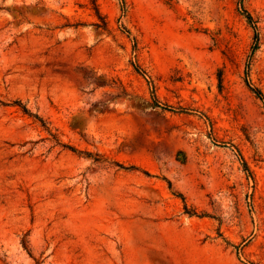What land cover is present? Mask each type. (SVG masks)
<instances>
[{"label":"rangeland","instance_id":"1","mask_svg":"<svg viewBox=\"0 0 264 264\" xmlns=\"http://www.w3.org/2000/svg\"><path fill=\"white\" fill-rule=\"evenodd\" d=\"M0 264H264V0H0Z\"/></svg>","mask_w":264,"mask_h":264},{"label":"trees","instance_id":"2","mask_svg":"<svg viewBox=\"0 0 264 264\" xmlns=\"http://www.w3.org/2000/svg\"><path fill=\"white\" fill-rule=\"evenodd\" d=\"M92 2H94V0H91ZM246 18L248 19V21L249 22H252V19H251V17L248 15V14H246ZM256 42H257V35L255 34L254 35V45H256ZM255 49V47H252V51ZM250 88V90L252 91V92H254L259 98H261V93L257 90V89H251V87H249ZM24 111H25V109H24ZM35 118H37V117H35ZM184 210H185V213L186 214H188V215H195V213L194 212H192V211H187V209H186V207H184Z\"/></svg>","mask_w":264,"mask_h":264}]
</instances>
